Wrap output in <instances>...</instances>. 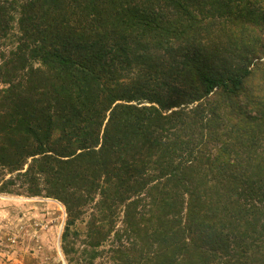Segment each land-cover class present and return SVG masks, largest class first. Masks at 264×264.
<instances>
[{
	"label": "trees",
	"instance_id": "1",
	"mask_svg": "<svg viewBox=\"0 0 264 264\" xmlns=\"http://www.w3.org/2000/svg\"><path fill=\"white\" fill-rule=\"evenodd\" d=\"M1 172L70 264H264V0H0Z\"/></svg>",
	"mask_w": 264,
	"mask_h": 264
},
{
	"label": "rangeland",
	"instance_id": "2",
	"mask_svg": "<svg viewBox=\"0 0 264 264\" xmlns=\"http://www.w3.org/2000/svg\"><path fill=\"white\" fill-rule=\"evenodd\" d=\"M0 176L4 177L2 172ZM15 176L16 173L6 172L4 180ZM20 185L21 182H17L12 189L15 191ZM90 213L91 207L88 215ZM121 215L117 218V228L122 227L123 213ZM66 221V208L55 199L0 193V264H70L62 251ZM75 246L78 251L84 249L81 239ZM80 256L78 252L75 258ZM82 260L75 264H86L84 258ZM109 263L104 257L93 264Z\"/></svg>",
	"mask_w": 264,
	"mask_h": 264
},
{
	"label": "bare ground",
	"instance_id": "3",
	"mask_svg": "<svg viewBox=\"0 0 264 264\" xmlns=\"http://www.w3.org/2000/svg\"><path fill=\"white\" fill-rule=\"evenodd\" d=\"M14 200V199H13Z\"/></svg>",
	"mask_w": 264,
	"mask_h": 264
}]
</instances>
